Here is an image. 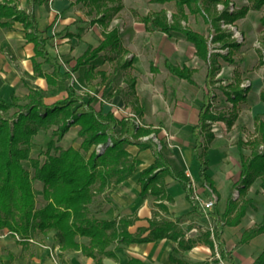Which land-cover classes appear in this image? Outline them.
I'll use <instances>...</instances> for the list:
<instances>
[{"label": "trees", "instance_id": "16d2710c", "mask_svg": "<svg viewBox=\"0 0 264 264\" xmlns=\"http://www.w3.org/2000/svg\"><path fill=\"white\" fill-rule=\"evenodd\" d=\"M30 5L43 3L48 0H28ZM86 1V0H85ZM88 1V0H87ZM92 1V0H90ZM99 4L100 0H93ZM156 2L174 1L178 12L172 13L168 19L166 10L146 13L142 20L150 29L149 23L170 36L184 37L195 46L198 57L207 64L206 90L204 102L200 107L197 122L192 126L194 145L192 151L199 162V179L204 185H209L217 194L214 180L208 172L209 158L207 150L216 133L212 129V122L224 120L228 126L233 125L238 118L237 104L247 97L249 86L243 87L235 79L227 84L220 81V76L215 78L220 69L218 56L231 59L230 53L241 45L233 37V31L224 28L222 22L233 23L236 19L245 16L250 8L259 9L264 5V0H252L250 5H243L232 9L230 0H153ZM223 3V9L215 11L217 3ZM108 4V3H107ZM104 3V9L97 18L104 24V37L98 45H89L80 54L73 65H69V56L59 61L47 49L49 36L46 30L39 28L38 19L32 9L27 11L18 7L14 0H0V19L5 17L11 20H0L2 25H11L12 20L22 22L27 41L34 43V56L32 57L35 73L44 76L49 85L55 86L59 79L66 80L67 94L52 103L45 101V93L40 88H30L25 95L28 101L21 103L17 95H12L11 100L0 97V234L6 227L13 234H20V241H27L37 231L46 232L55 229L59 234L60 255L68 249L81 250L84 254L92 256L98 264H104V256L117 257L114 249L110 248L113 242H141L169 237L177 241V246L171 253V259L178 264L188 262L178 256L180 250L191 248L196 242L204 241L212 249H217L221 259H228L235 264L230 251L225 247L221 238L224 224L237 225L245 215L247 209L255 207L254 199L246 196L248 188L257 179H261L264 188V118L257 114V135L250 140L251 154L241 155L242 171L233 186L238 191V196L230 195L220 217L218 205L214 203L209 215L216 219L217 229L206 230L197 237H186L180 226L182 217L171 219L166 201L173 202V196L167 190L166 175H171L178 180L186 191V197L193 203V209L203 212L199 201L194 198V188L191 177L187 174L181 163L170 156L167 146H161L150 136L157 133L150 124L138 125L131 117H118L112 110L103 112L96 109L94 103L97 97L90 93H80L74 81L77 79L86 84L96 76L105 77L106 72L98 68L107 59L119 55L125 49L122 36L117 26L107 29L108 21L113 11L121 8L122 4L110 6ZM214 6V7H213ZM187 8L191 12L203 11L204 18L214 28L213 42H219L221 48H228L227 53L211 51L208 36L182 24V19L187 17ZM264 24V16L261 17ZM108 50H113L108 54ZM118 53V54H117ZM43 61L53 66L51 72L43 71ZM264 61V57L262 58ZM67 63V69L62 70V63ZM131 60L124 62L130 65ZM166 67L174 74L186 78L194 83L192 77L194 68L187 64H177L165 59ZM219 81L226 97L232 103V112L215 111L211 98L214 95L212 85ZM260 98L264 101V87L260 91ZM17 110L12 116L6 113L12 108ZM79 125V135L82 137L81 149L75 146L60 147L56 144L74 125ZM52 125L53 135L48 140L46 158L41 162L38 158L30 156L33 138L41 129L46 130ZM203 137H205L203 139ZM241 139V138H240ZM112 143L109 144L108 141ZM242 141V140H241ZM103 144L104 149L98 151L97 144ZM242 143H244L242 141ZM137 144L140 148L151 147L155 156L154 161L141 169L138 181L141 185L140 195H152L157 209L153 210L148 218L149 225L138 227L132 232L129 226L138 218L137 215H118L112 219H99L90 213L89 203L94 196L108 187H114L127 179L137 169L141 160L132 154L128 145ZM262 145V147H260ZM54 149L55 152H51ZM89 152L88 154H85ZM30 160L34 167V176L24 167L22 160ZM34 178L43 182V197L45 203L38 208L36 205V191ZM218 195V194H217ZM264 231V214L259 223L245 229L241 241L247 242L256 234ZM78 236L88 237L87 241H80ZM264 259V251L259 256ZM13 264V263H12ZM125 264H146L140 258L131 257ZM202 264H220L219 258L212 257Z\"/></svg>", "mask_w": 264, "mask_h": 264}, {"label": "rangeland", "instance_id": "374dc122", "mask_svg": "<svg viewBox=\"0 0 264 264\" xmlns=\"http://www.w3.org/2000/svg\"><path fill=\"white\" fill-rule=\"evenodd\" d=\"M72 1L75 12L72 16L75 19L71 21L76 25L72 28L78 35L77 53L82 52L87 43L99 44V41L103 39L105 26L97 18L105 7L104 3H108L107 5L110 6L122 4L120 9L113 11L107 29L115 26L119 28L125 49L119 55H114L112 59H107L99 65L98 68L103 69L106 75L105 77L96 76L89 85L82 84L76 78L77 72H75L74 81L77 90L80 93L96 95L97 101L94 103L96 109L107 112L106 110L110 108L109 110H112L118 117L132 111L139 116L143 124H151L156 130L159 129L157 133L153 132L150 136H153L154 140L158 142L154 137L156 135L167 146L173 159L175 157L182 163L184 162L183 166L191 177L195 196L200 201L214 198L215 203L222 210L228 195L238 196V191L233 184L238 180L242 171L241 155L249 156L251 154L250 140L258 136L255 115L259 113L264 117V101H261L258 94L259 87L264 86V61L262 59L264 57V24L261 21V17L264 16V5L259 9L250 8L245 16L236 19L233 23L222 22L224 28L233 31V37L241 42V45L232 50L231 59L218 56L220 69L215 78L221 76L222 84L237 79L241 86H249L250 89L247 91V97L237 104L238 118L233 125L228 126L224 120L212 122V129L216 135L207 150L208 171L216 179V185L221 188L222 197H218L208 184L204 185L193 174L195 162L191 150L195 138L191 128L197 121L199 109L204 102L202 95L203 90H206L208 64L197 56L195 46L191 41L184 37L172 36L171 46L167 43L169 37L159 33L161 30L151 23H149L150 29L146 25L144 27L142 20V16L146 13L163 10H166L167 17L171 20L172 13L178 12L176 3L174 1L161 3L153 0H100L101 6L99 7L93 0ZM251 3L252 0H230V8L231 10L238 9ZM222 9L223 3L221 2L213 8L214 12ZM185 11L187 17L185 20L182 19V24L207 35L211 51L228 52L227 47H217L219 42H213L211 39L214 28H210V23L205 20L203 11L191 12L187 8ZM62 13L63 11L57 12V18L53 24L55 30L58 28L57 24L62 18ZM66 31L68 29L64 27L62 32ZM148 34L151 37L148 38ZM155 34L163 35L166 38L165 42L162 39L155 42ZM108 51L109 54L113 53V50ZM166 58L171 62L187 64L194 68L192 77L195 82L190 83L185 78L169 71L165 65ZM127 60H131V64L124 66V62ZM67 66L63 63L64 68ZM107 77L110 79L108 80ZM212 90L214 95L211 101L215 111L222 110V112L231 113L232 103L219 87V81L213 83ZM44 93L48 101L59 98L66 94V83H61L60 87L48 86ZM114 94H120L123 101L114 103L110 99ZM17 96L21 103L28 101L23 90H20ZM6 97L10 100L8 95ZM16 110L17 107H12L6 115L12 116ZM179 112L184 113L180 118H178ZM144 113L146 116H143ZM55 127L52 125L46 130L41 129L37 132L33 138L31 157L38 158L41 162L45 160L47 143L52 137ZM78 127L79 125L71 127L61 139L56 140V144L60 147L72 145L81 149L82 137L79 135ZM97 145L93 147L97 149ZM51 152L54 153L55 150L51 149ZM22 162L31 176H34V167L30 160L24 159ZM33 184L36 191V205L40 208L46 202L43 197L44 185L41 180L36 178H34ZM110 192L111 190H108L105 194ZM246 196L254 199L255 207L259 206L255 213L251 211L248 218L252 220V214L260 216L264 211V188L261 186L260 178H257L248 188ZM150 204L152 210L157 209L153 201ZM176 205L178 208L184 207L182 203H176ZM201 209L203 212L192 211L183 214L182 225L186 228L185 232L190 229V226H195L193 230L187 232L189 235L193 234L194 237L200 236L206 230L212 232L217 229L216 219L209 215L212 207L201 205ZM19 238H22L20 234H13L6 227L3 229L0 234V264H45L43 258L47 257L53 264H64L59 250V234L55 229L46 232L37 230L32 237L24 242ZM211 251L212 257L217 256L216 248H211ZM65 254L63 252V255Z\"/></svg>", "mask_w": 264, "mask_h": 264}, {"label": "crops", "instance_id": "0c3cea01", "mask_svg": "<svg viewBox=\"0 0 264 264\" xmlns=\"http://www.w3.org/2000/svg\"><path fill=\"white\" fill-rule=\"evenodd\" d=\"M14 1L18 3L19 8L26 9L27 11H30L32 9L38 19L39 28L45 29L46 35L49 36L46 44L48 51L53 56H57L59 61H62L65 56H69L70 60L68 64L73 65L75 63V59L80 54H82L90 44L93 46L98 45L93 42L87 43L85 49L82 52H76V40L78 35L76 33V30L72 28L76 27V25L72 24V21H74L73 19H75V17L72 16L73 14H75L74 4L72 0H48L43 3H36L32 6L30 5L28 0ZM58 11H63V13L61 16L62 18L57 24L58 28L55 30L53 29V24L54 20H56L57 18L56 16ZM0 20L11 19L3 17ZM64 27H67L68 31L62 32ZM84 29L85 28L83 27V30ZM160 32L163 33V35L169 37L167 38V43L172 46V36L163 31H159V33ZM149 34L148 38L151 37ZM163 35L155 34V42L159 41V39H162L165 42L166 38L163 37ZM83 37L85 39V36ZM34 53V43L26 40L24 26L21 21L12 20L11 25L0 24L1 98L9 100L6 97V95H8L11 100L12 95H17L20 90H23L26 95L29 92L30 88H40L45 90L48 88V86H52L48 84L44 76L35 73L32 61ZM107 53L109 54V51H107ZM38 59L41 61V68L43 71L51 72L53 70V66L49 62L43 61L41 57H39ZM63 63L61 69L64 71L67 68L63 67ZM107 79L109 80L110 77H107ZM61 83H66L67 86L66 80L59 79L57 81V84L52 87H60ZM89 83L91 82H87L86 84L89 85ZM263 87L264 86L259 87V97L260 91ZM204 92L205 91L203 90L202 100H204ZM65 95L59 98H62ZM59 98L48 101L45 96V101L47 103H52ZM110 99H112L114 103H121L123 101V97L120 96V94H114ZM109 109L110 108H108L106 111H109ZM182 114L184 113L179 112L178 118L182 117ZM143 116H146V114L144 113ZM160 125L162 124L160 123ZM74 126L78 125H72L71 127ZM71 127L69 129H71ZM128 149L132 152V154L136 155V157L141 160V163L137 166V169L131 176L120 182L118 185L114 187H108L105 190L97 193L88 206L90 209V213L99 219H112L118 215H137L138 218L132 225L129 226L130 231L136 232L138 227H146L149 225L148 218L151 217L153 213L150 203L151 201L154 202V198L152 195H147L145 197H142L140 195L141 185L138 181V177L141 169L151 164L154 161L155 156L151 147L140 148L137 144H130L128 145ZM193 157L195 162V166L193 167V174L199 178V162L195 158L194 153ZM174 159L180 162L182 167L184 168V162L182 163L178 158L175 157ZM186 163H188V160H186ZM211 177L213 178L212 175ZM165 180L167 183V190L174 198L173 202L166 201L170 212L169 214H165V216L171 219L182 217V221L179 224L185 232L186 228H184V226L182 225L183 214L195 211L193 209V203L187 199L186 191L178 180L173 178L171 175H166ZM213 180L218 194L217 196L222 197L221 188L216 185V179L213 178ZM108 190H111V192L106 195L105 193ZM228 196L226 197V201ZM176 203H182L184 207L178 208ZM225 206L226 202L222 210H220L218 207L220 217L224 211ZM258 209V205L256 207L248 208L245 215L241 218L240 223H238L237 225L224 224L222 226L221 238L224 241L227 250L230 251L235 264H264V259L259 258L260 254L264 251V231L256 234L247 242L241 241L243 231L262 220L264 211L260 216L258 214H252V220L248 218L251 215V211H254L255 213L256 211H258ZM247 218L248 221H246ZM193 228H195V226H190V229L185 232L186 237H194L193 234H187V232L193 230ZM234 234H236V236H234ZM78 239L80 241H87L88 237L78 236ZM176 246L177 241L169 237H161L155 240L131 243L113 242L110 248L115 250L117 257L115 258L111 256H104L102 258V262L104 264H125L131 257H135L140 258L146 264H178L171 259V253ZM63 252L66 253L65 255L61 256V260L64 264H98L95 258L84 254L81 250L68 249ZM178 256L185 259L188 264H202L205 260L211 259L213 255L211 247L206 242L198 241L191 248L180 250ZM43 259L45 264L52 263V261L49 260L48 257ZM222 264L232 263L228 259H223Z\"/></svg>", "mask_w": 264, "mask_h": 264}, {"label": "built area", "instance_id": "2783aa9c", "mask_svg": "<svg viewBox=\"0 0 264 264\" xmlns=\"http://www.w3.org/2000/svg\"><path fill=\"white\" fill-rule=\"evenodd\" d=\"M123 116L124 117H131L136 122V124H138V125H142L143 124V122L141 121V119L139 118V116L137 114H135L134 112H132V111H130V112L126 113V114H123ZM148 137H150V134L149 135L142 136L143 139H146ZM151 137L153 138V136H151ZM154 137L158 141L157 143L159 144V146H161V140H159L156 135H154ZM108 143L111 144L112 141L109 140ZM103 149H104V145L103 144L100 143V144L97 145V150L98 151H102ZM194 198L199 201L200 208H201V205L204 206V207H210V208L212 207L213 208L214 203H215V199L214 198H210L209 200H201L200 201V199L195 196V193H194ZM211 235L213 236V231L211 232ZM215 253L217 255L215 257L219 258V262H220V264H222L223 263V259L220 258L219 252L216 251Z\"/></svg>", "mask_w": 264, "mask_h": 264}]
</instances>
